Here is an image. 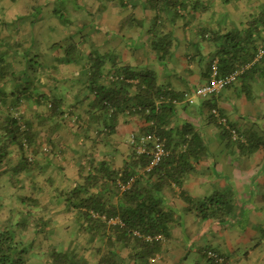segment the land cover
Wrapping results in <instances>:
<instances>
[{"label":"trees","instance_id":"trees-1","mask_svg":"<svg viewBox=\"0 0 264 264\" xmlns=\"http://www.w3.org/2000/svg\"><path fill=\"white\" fill-rule=\"evenodd\" d=\"M4 1L0 0L1 5H5ZM36 1L55 4L56 19L68 30V44L63 49L65 63H79L81 55L78 50L81 49L76 40L88 26L76 25L72 19L76 13L68 6L77 10L80 0ZM143 1L156 14L150 32L155 34L153 50L160 60L171 56L175 42L173 35L179 23L185 30L192 20L201 19L205 11L212 9L202 0ZM232 1L248 6L252 3L256 6L260 2L259 11L250 16L242 30L233 26L230 32L222 34L220 29L200 24L202 27L197 31L217 45L215 58L221 74L249 64L257 67L264 62V57L257 61L260 50L264 49V0L225 2ZM95 5H98V12L110 7L128 6L126 0H95ZM143 26L138 24L136 28L143 30ZM16 28V24L9 25L5 21L0 24V185L1 180L8 176L13 184L21 185L25 193L17 199L20 209H15L14 200L0 196V264H80V258L89 251L86 247L92 246L96 240L102 243L98 248L101 253L104 245L106 249L101 264H117V242L135 245L140 249L137 264H147L160 252L163 242H148L146 237L162 235L168 238L174 222L173 213L165 205L166 192L175 186L182 188L195 165L206 155L202 138L193 130L189 134L184 131L178 145L175 147L173 144V129L169 128L176 111L174 101H184L185 93L160 86L153 70H141L107 56L96 55L86 61L85 70L77 78L79 84L72 81V86L83 85L82 90L87 93L84 102L88 104L79 107L71 100L65 103L63 98L47 92L50 82H57V79L42 63L39 68L31 61L37 57L27 52L29 40L24 36L15 42L6 38L14 33L6 30L15 31ZM36 39L34 45L40 44ZM214 63L210 64L211 73ZM41 107L46 110L40 111ZM212 117L215 118L213 114ZM133 119L147 124L141 131L133 132L136 138L157 134L166 141L169 155L150 172L147 168L152 159L137 155L131 146L132 141L131 144L127 142L130 147L128 153L119 154L116 150L107 154L108 142H117L114 136L119 126ZM70 126L74 133L72 142L78 147H73L67 137H58ZM230 128L226 131L232 140L234 127ZM39 136L45 139L48 148L47 153L40 155L34 148L40 145ZM238 143L243 144L241 139ZM252 144L257 147L263 143L257 140ZM87 148H91L93 157L88 161L84 158L78 160L82 153L80 150ZM117 155L123 158L122 165L114 161ZM68 162L77 163L78 168L75 167L72 175L66 172ZM47 165L55 169L49 175L47 190L50 194H60V197L44 204L33 194L42 193L43 187H33L30 193L28 189L29 185L34 186L33 179L39 176L40 171L46 170ZM57 178L62 179L60 185ZM185 195L183 191L185 199L191 202ZM4 206L10 210L3 211ZM234 209L232 193H217L198 204L203 220L218 219L223 223ZM61 221L75 223L80 231L76 233L73 226L75 234L68 235V242H71L68 247L54 241L56 224ZM135 232H139L141 238L135 236Z\"/></svg>","mask_w":264,"mask_h":264},{"label":"crops","instance_id":"crops-1","mask_svg":"<svg viewBox=\"0 0 264 264\" xmlns=\"http://www.w3.org/2000/svg\"><path fill=\"white\" fill-rule=\"evenodd\" d=\"M202 1L212 9L205 11L201 19L192 20L185 30L180 28L181 23L177 25L172 54L166 60H160L153 50L155 34L150 31L156 14L145 6L143 0H126V8L115 6L103 12H98L95 0H80L78 8L84 11L68 6L76 13L72 16L75 24L82 28L88 26L85 36L83 34L76 40L81 49L78 50L81 56L77 64L65 63L63 49L68 44V30L56 19L55 4L36 0H5V5L0 3V24L5 21L9 25H17L15 31L6 30L14 32L6 38L13 39L11 42L22 36L29 40L27 52L37 57L31 61L39 68L42 63L57 79V82H50L47 92L63 98L65 103L71 100L79 107L88 104L84 102L87 93L82 90L83 85L72 86V81L79 84L77 78L85 70L86 61L96 55L107 56L141 70H153L160 86L192 95L209 82L212 75L210 64L217 61L215 53L218 47L197 33L200 27L220 29L222 34L230 32L233 26L242 30L260 7V2L256 6L254 3L248 6L240 2L226 3V0L218 3ZM88 12L94 16L88 15ZM138 24L144 25L143 30L136 28ZM200 24L202 26L199 27ZM36 38L40 44L34 45ZM255 67L250 68V73L218 98L197 99L194 105L184 101L176 104L175 116L169 128L173 129L174 146L178 145L184 131L187 130L189 134L193 130L202 138L206 155L195 165V170L187 177L182 188L175 186L166 192L165 205L173 213L174 222L160 252L147 264H264V62ZM214 109H218L221 116L227 119V126L212 117ZM146 126L138 119L121 124L114 136L117 142L108 143L107 154L116 150L119 154L128 153L130 135ZM230 127H234L243 144L240 145L239 140L233 137L231 140L230 133L226 131L232 129ZM257 140H262L263 144L254 147L252 143ZM87 150L84 149V153ZM76 164L73 166L78 168ZM47 179L49 177L38 176L33 179L34 186L29 187V190L36 186L43 187L42 193L33 194L44 204L57 201L60 197V194H50L47 190ZM57 181L60 185L62 179L57 178ZM183 191L191 202L185 199ZM217 193H232L234 198V212L224 223L218 219L203 220L198 211L199 203ZM57 217L61 218V215ZM74 224L61 221L56 224L55 232L69 238L68 235L75 234ZM75 231L80 233L78 225ZM82 235L87 237L86 233ZM56 239L54 241L62 245ZM70 243L67 242L65 246L68 247ZM101 245L96 240L92 246L86 247L89 251L80 258V264H101L106 251L105 245L102 253L98 250ZM134 246L116 243L117 264L138 263L140 249ZM208 250L218 253L225 259L224 262L209 259L206 255Z\"/></svg>","mask_w":264,"mask_h":264},{"label":"built area","instance_id":"built-area-1","mask_svg":"<svg viewBox=\"0 0 264 264\" xmlns=\"http://www.w3.org/2000/svg\"><path fill=\"white\" fill-rule=\"evenodd\" d=\"M264 57V49H261L259 55L257 57V61ZM252 65H245L241 67L235 68L232 72L228 74H221L218 68L217 61L213 64L212 67V75L206 84L199 87L194 94H185L184 102L194 105L197 99L201 100H210L214 98H218L227 88H230L232 85H235L244 73L250 69ZM180 101H174L175 104H178ZM213 115L218 119V122L227 126L228 121L226 118L222 117L219 110H213ZM231 134L234 140H240L238 133L236 130H231ZM132 144L137 155L140 156H148L152 159L150 166L147 168V171L150 172L156 166H158L168 155V149L166 145V141L158 136L157 134H145L140 135L136 138L134 135L131 138ZM135 236L141 238V234L139 232L134 233ZM146 241H166V238L162 235H158L157 237L147 236ZM206 255L209 259L215 262H224L225 259L220 257L218 253L212 250H208ZM152 262H155V259H152Z\"/></svg>","mask_w":264,"mask_h":264},{"label":"rangeland","instance_id":"rangeland-1","mask_svg":"<svg viewBox=\"0 0 264 264\" xmlns=\"http://www.w3.org/2000/svg\"><path fill=\"white\" fill-rule=\"evenodd\" d=\"M213 3H218L220 0H211ZM233 2H236V1H232V3ZM233 86V85H232ZM231 86V87H232ZM228 89V88H227ZM226 89V90H227ZM40 111H45L46 110V108L45 107H41L40 109H39ZM28 115H32V113H28ZM70 128H72V126H70L69 128H67V129H64V130H62L61 132H62V134H61V136H58L59 138H65V137H67L68 138V141L69 142H71L72 143V146L73 147H78L77 145L75 146V142H72V140H73V138H74V133L70 130ZM135 134V133H134ZM132 135L133 134H131L130 135V138H129V143L131 144V138H132ZM38 141H39V143H40V145L39 146H36V147H34L35 149H37V151H39V155L42 153V154H44L45 152H46V149H48L47 148V145H46V143H45V139L43 138V137H40L39 136V138H38ZM236 141H238V140H236ZM109 143V142H108ZM236 144V143H235ZM99 145V144H98ZM131 146H133L132 144H131ZM73 152V151H72ZM71 152V153H72ZM80 152H82V153H80V155H79V157H78V160H83V158L85 159V161H88L89 160V158H92L93 157V155H92V151H91V148H88V150H87V153H84V150L83 151H81L80 150ZM47 153V152H46ZM30 155H32V153L30 154ZM114 161H116V163L118 164V165H121L120 163H121V161H123V158H121L120 157V155H117V157H116V159L114 160ZM47 169L46 170H42V171H40V173H39V177H41V176H43V178H45V177H50L49 175H51V171H53V172H55V169L53 168V166H48L47 165ZM66 172H67V174L68 175H72L74 172H75V166H73V163L71 164L70 162H68L67 164H66ZM48 180V179H47ZM75 181V180H74ZM21 185H16V184H13L12 183V181H11V179H10V177H8V176H6V177H4L2 180H1V185H0V196H3V197H5L6 199H12V200H14V205H15V209H17V208H19L20 209V207H19V205H18V203H17V199H19L21 196H23V194L25 193V191H24V189L23 188H21L20 187ZM73 186H74V183H73ZM29 187H30V185H29ZM29 190V189H28ZM29 191H32V190H29ZM30 193V192H29ZM11 208H12V206H11ZM8 210H10V208L8 207V206H4V209H3V211H5V212H8ZM5 212H2V214L3 215H7ZM56 241H58V242H60L62 245H65L67 242H68V240H69V238L67 237V236H65V235H63V234H58V235H56Z\"/></svg>","mask_w":264,"mask_h":264}]
</instances>
